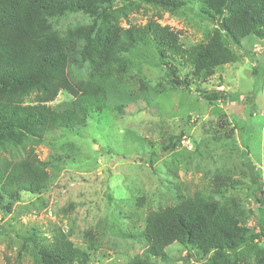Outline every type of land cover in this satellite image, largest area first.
Listing matches in <instances>:
<instances>
[{
  "label": "rangeland",
  "instance_id": "1",
  "mask_svg": "<svg viewBox=\"0 0 264 264\" xmlns=\"http://www.w3.org/2000/svg\"><path fill=\"white\" fill-rule=\"evenodd\" d=\"M199 9L198 0L175 13L143 6L122 25L156 21L178 32L188 48L206 44L216 30ZM91 23L82 14L53 21L61 33ZM224 43L236 59L206 80L179 68L182 78H190L189 90L170 82L152 48L127 55L121 94L84 126L53 131L36 148L39 159L49 163L50 185L39 196L24 194L10 212L0 208V264L7 258L33 264L22 244L34 230L49 239L62 230L76 247L96 246L95 264H126L145 250L139 235L149 211L174 205L179 194L206 191L216 200L240 199L250 212L254 242L264 248V203L256 197L262 183L263 195L257 196L264 202V40L247 37L237 47L224 37ZM72 71L80 80L90 72L88 64ZM214 90L237 101L207 103L200 97ZM72 100L62 92L50 106L63 111ZM166 252L170 262L153 264H204L187 258L178 244ZM242 264H256L254 253Z\"/></svg>",
  "mask_w": 264,
  "mask_h": 264
},
{
  "label": "trees",
  "instance_id": "2",
  "mask_svg": "<svg viewBox=\"0 0 264 264\" xmlns=\"http://www.w3.org/2000/svg\"><path fill=\"white\" fill-rule=\"evenodd\" d=\"M198 1L199 15L216 30L206 44L187 48L169 26L150 20L144 26L124 27L122 22L143 6L175 13L188 9L192 0H0L2 213L10 212L24 194L46 191L49 163L39 159L36 148L53 131L84 126L91 115L108 107L112 96L121 94L118 83L126 76V56L134 49L152 48L170 82L189 90L190 78H182L179 68L206 80L217 68L234 63L236 56L224 37L237 47L247 37L264 40V0ZM73 14L89 17L91 25L61 33L53 21ZM86 64L87 79H77L73 66ZM62 92L72 97L71 107L56 111L50 105ZM200 97L207 103L237 101L220 90L200 92ZM258 186L257 200L264 203L257 196L263 195L262 183ZM249 220L250 212L238 198L216 200L208 191L179 194L174 205L147 213L139 235L145 250L126 264L168 263L166 249L173 244L183 247L187 258L198 257L204 264H242L253 253L256 264H264V248L255 244ZM260 231L264 241V228ZM22 248L33 264H95L91 251H97L96 246L76 247L62 230L50 239L34 230ZM6 264L15 263L7 258Z\"/></svg>",
  "mask_w": 264,
  "mask_h": 264
}]
</instances>
